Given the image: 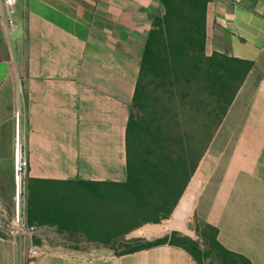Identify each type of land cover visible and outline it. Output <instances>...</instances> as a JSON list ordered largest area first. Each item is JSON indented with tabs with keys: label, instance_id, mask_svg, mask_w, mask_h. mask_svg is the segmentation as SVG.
Wrapping results in <instances>:
<instances>
[{
	"label": "crops",
	"instance_id": "crops-1",
	"mask_svg": "<svg viewBox=\"0 0 264 264\" xmlns=\"http://www.w3.org/2000/svg\"><path fill=\"white\" fill-rule=\"evenodd\" d=\"M163 12L160 0H17L9 29L0 11V264H198L169 243L77 253L26 199L41 181L126 179L130 105L148 32ZM204 30L205 55L248 60L252 68L227 113L241 105L242 117L219 125L179 202L194 201L192 211L217 229L224 248L264 264V0H206ZM17 110L31 238L7 229ZM227 127L233 136L217 137ZM30 242L43 251L32 260Z\"/></svg>",
	"mask_w": 264,
	"mask_h": 264
},
{
	"label": "rangeland",
	"instance_id": "rangeland-1",
	"mask_svg": "<svg viewBox=\"0 0 264 264\" xmlns=\"http://www.w3.org/2000/svg\"><path fill=\"white\" fill-rule=\"evenodd\" d=\"M161 48L157 45L151 56L152 61L159 63V69L141 73L138 81L139 104L130 105L132 114L142 120L141 128L133 134V140L140 148L139 153H142L141 150L150 149V157L153 160L162 159L161 149L166 145L173 151L172 156L184 152L194 158L204 147L207 138L210 135L215 136L219 125L222 122L232 124L240 120L243 109L240 105L238 109L235 108L227 114L236 95L233 93L234 82L221 85L222 88L219 89L218 80L205 75L207 65L199 54L185 59L184 66H181L178 61L166 60ZM217 66L219 69V65ZM218 72L221 73V69ZM208 79L215 81L214 91L219 92V97L210 96ZM232 134L233 131L227 127L220 130L217 137L227 139L233 136ZM221 148L223 147L216 145V149ZM194 175L195 171L189 182L193 180ZM40 188L50 194H39ZM104 189L115 193L117 190L114 187ZM179 200L167 218L157 224H146L143 232L137 233L143 241L166 238L172 243L191 248L193 244L188 242L187 238L198 239L202 243L201 234H205L204 239L212 234L203 219L192 211L194 201L186 216H180L181 210L177 209ZM35 201L47 209L44 213L38 211V220L52 218L61 224L57 229L69 238V246L75 252L86 253L102 247V241L106 239L115 249H124L120 244L117 245L120 240L117 229L119 225L117 226L118 221L113 222V218H116L114 212H104V206L99 201L78 187L64 183H41L35 193L34 203ZM177 218L182 219L178 221ZM133 236V233H130L124 238ZM143 241L137 245L144 244ZM197 253L203 264H225L207 245L201 246Z\"/></svg>",
	"mask_w": 264,
	"mask_h": 264
},
{
	"label": "trees",
	"instance_id": "trees-1",
	"mask_svg": "<svg viewBox=\"0 0 264 264\" xmlns=\"http://www.w3.org/2000/svg\"><path fill=\"white\" fill-rule=\"evenodd\" d=\"M160 2L164 12L155 16L152 28L148 32L141 57L139 77L131 103L139 104L138 81L141 73L145 70L156 71L159 69V63L151 60L153 50L157 45L162 47L161 50L166 60L178 61L181 66H184L185 59H191L193 55L199 54L207 65L205 75L218 80L219 89L222 88L221 85L231 81L234 82L233 93L236 94L245 76L252 68V62L219 53L208 56L204 54L206 0H160ZM217 65H219L221 73L218 72ZM239 71L240 73H238ZM214 82V80L208 79V91L210 96L219 97V92L214 91ZM231 99L232 97L229 100ZM141 123L142 120L130 111L125 132L127 175L123 182L78 180L66 182L41 181V183L53 182L74 185L94 200L99 201L104 206V212H114L116 218H113V222L118 221V224H113L119 225V227L116 226L120 237L117 245L120 244L119 246L124 247V249H115L114 245H110L108 239L102 242L103 246L110 248L116 254L129 253L169 243L183 248L195 262L203 264L197 252L200 251L201 246L207 245L210 250L216 252V257H220L225 264H252L243 255L224 248L217 240V229L206 222L212 230V234L207 239H204L205 234H201L202 243L198 239L187 238V241L193 244L191 248L172 243L166 238L145 242L137 234L143 232V227L146 224H157L169 216L212 138L211 135L207 138L204 147L200 149L194 158H191L189 153L184 152L172 156L173 151L166 145L161 149L162 159L153 160L150 157V149L141 150L142 153H139L140 148L133 140V134L141 128ZM107 187L116 188V193L106 191L104 188ZM39 191H41L39 194H50V192L41 188ZM34 197V194L28 196L29 211L32 210V206L35 204L36 211L44 213L47 209L41 206L39 202L35 201L33 204ZM181 208H190V201L184 196L177 206L178 211ZM181 219L177 218L178 221ZM49 222H55L57 227L59 225L52 218L49 219ZM130 233H133L134 236L125 239L124 236ZM142 241L144 244L137 245Z\"/></svg>",
	"mask_w": 264,
	"mask_h": 264
},
{
	"label": "built area",
	"instance_id": "built-area-1",
	"mask_svg": "<svg viewBox=\"0 0 264 264\" xmlns=\"http://www.w3.org/2000/svg\"><path fill=\"white\" fill-rule=\"evenodd\" d=\"M17 0H0V11L10 29L13 21L11 12ZM20 110L15 112L14 163H13V215L7 223L8 232L18 237L31 238L36 230L25 218V178L27 173V156L20 127ZM43 251L39 245L29 244L25 255L29 260L38 257Z\"/></svg>",
	"mask_w": 264,
	"mask_h": 264
}]
</instances>
